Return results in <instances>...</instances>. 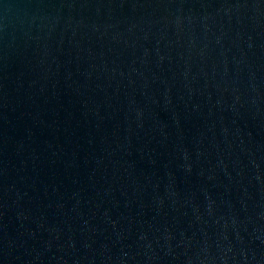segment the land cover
<instances>
[{
  "label": "water",
  "instance_id": "obj_1",
  "mask_svg": "<svg viewBox=\"0 0 264 264\" xmlns=\"http://www.w3.org/2000/svg\"><path fill=\"white\" fill-rule=\"evenodd\" d=\"M0 264H264V0H0Z\"/></svg>",
  "mask_w": 264,
  "mask_h": 264
}]
</instances>
